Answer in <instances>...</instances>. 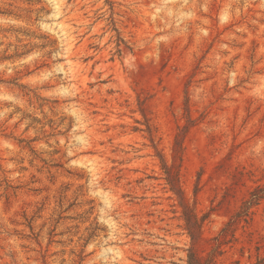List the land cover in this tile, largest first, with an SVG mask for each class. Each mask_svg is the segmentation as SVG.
<instances>
[{
    "label": "rangeland",
    "instance_id": "1",
    "mask_svg": "<svg viewBox=\"0 0 264 264\" xmlns=\"http://www.w3.org/2000/svg\"><path fill=\"white\" fill-rule=\"evenodd\" d=\"M191 253L264 264V0H0V264Z\"/></svg>",
    "mask_w": 264,
    "mask_h": 264
},
{
    "label": "trees",
    "instance_id": "2",
    "mask_svg": "<svg viewBox=\"0 0 264 264\" xmlns=\"http://www.w3.org/2000/svg\"><path fill=\"white\" fill-rule=\"evenodd\" d=\"M256 192L251 193L250 200H246L243 204V208L241 211L237 213V216L246 215L248 212V209L252 204L257 203V201L262 197L261 192L262 188H257L255 190ZM230 221L227 223V227L229 225ZM228 228H223L222 231L226 232ZM213 259V253L210 254L208 257L202 259L197 256H195L194 253L189 254L188 256V264H211ZM254 264H263L262 260H257Z\"/></svg>",
    "mask_w": 264,
    "mask_h": 264
}]
</instances>
